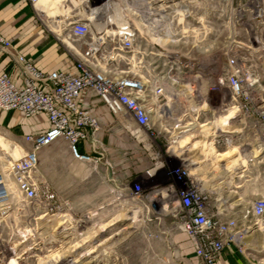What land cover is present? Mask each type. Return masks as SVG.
I'll return each instance as SVG.
<instances>
[{"label":"built area","instance_id":"1","mask_svg":"<svg viewBox=\"0 0 264 264\" xmlns=\"http://www.w3.org/2000/svg\"><path fill=\"white\" fill-rule=\"evenodd\" d=\"M25 1L34 8L36 21L50 32L61 31L79 40V47H71L79 59L72 69L47 71L23 51L16 55L10 52L13 42L0 32V51L10 52L9 60L20 69L17 73L6 67L0 71V124L9 112L46 124L40 131L32 129L23 134L22 140L28 146L18 138L8 148L0 146V216L16 195L32 203L38 217L62 214L70 206L49 184L36 178L38 153L63 139L75 158L93 160L91 155L80 152L79 144L101 128L95 99L124 129L136 135L145 132L148 136L178 137L210 122H199L207 113L203 105L191 107L180 116L169 105L176 98L169 86L181 88V81L196 68L194 63L181 60V39L191 36L200 54L208 52L200 46L211 36L204 25L210 23V17L196 19L187 6L192 0ZM137 24L147 28L151 35L141 36ZM181 24L186 28L182 36ZM223 54L226 62L219 63L222 73L211 83L209 91L228 89L232 105L225 99L221 100L222 105L227 109L236 107L237 112L254 119L255 126L264 134V106H254L247 97L239 59L229 50ZM185 86L193 91L196 88L194 83ZM208 130L203 139L210 137L217 147L233 142L227 129ZM0 133L5 139L8 136ZM176 158L182 162L178 169L167 171L163 162L160 167L172 178L168 187L171 198L177 201V225L193 243L200 264H222L224 248L231 242H241L246 231L238 229L236 219L211 211L208 196L191 175L187 157ZM144 194L143 185L136 184L133 199H143ZM250 212L254 224L264 226V198L255 199Z\"/></svg>","mask_w":264,"mask_h":264},{"label":"crops","instance_id":"2","mask_svg":"<svg viewBox=\"0 0 264 264\" xmlns=\"http://www.w3.org/2000/svg\"><path fill=\"white\" fill-rule=\"evenodd\" d=\"M0 32L12 40L10 52L23 51L47 71L72 69L79 58L59 46L25 0H0ZM10 52L0 51V71L6 67L17 73L20 69L9 60ZM94 104L99 107L101 128L79 144L80 152L94 159L75 158L68 142L59 139L39 151L35 171L40 183L49 184L60 199L70 203L64 213L55 215V220L62 218L69 227L70 250L81 249L82 264H200L193 243L177 225V201L171 198L168 185L157 190L152 183L143 199L132 197L135 185L142 183L138 178L154 180L159 164L153 155L150 164L137 162L147 134L124 129L100 101L95 99ZM249 121L254 126L250 129H228L233 144L217 147L210 137L200 139L201 150L207 144L209 155L198 152L199 158L190 161L197 164L198 185L208 196L211 211L236 219L238 229L246 231L241 242L224 248L222 264H264V226L255 225L250 212L253 201L264 198V134L254 119ZM45 126L9 112L3 115L0 131L7 135L11 131L28 146L23 134Z\"/></svg>","mask_w":264,"mask_h":264},{"label":"rangeland","instance_id":"3","mask_svg":"<svg viewBox=\"0 0 264 264\" xmlns=\"http://www.w3.org/2000/svg\"><path fill=\"white\" fill-rule=\"evenodd\" d=\"M187 6L196 15V19L210 17V23L204 25L211 31V36L202 43L203 46H200L201 49H208L203 55L194 47L195 43L191 36L188 39L186 37L181 39L178 46L183 52L181 60L194 63L196 68L189 73L190 77L181 81V88L177 87L184 95L180 94L181 97L178 98L174 91L176 98H173L169 105L179 116L191 107L203 105L207 113L202 115L199 122H210L203 127L197 125L194 131L178 137L165 134L147 135L145 142L140 144L137 162L139 165L150 164L153 155L156 158L154 161L159 164L154 180H149L145 176L138 178L146 192L151 191L152 183L157 186V190H161L172 182V178H168L166 171L160 167V162L165 163L167 171L176 170L181 166L182 162L176 159L177 152L173 148L183 137L188 136L189 139L183 146L178 147L179 152H182L179 157L189 158L187 163L191 175L197 180L199 179V170L195 169L197 164H190V161L199 158L198 152L209 155L206 153L207 144L201 150L203 143L200 139L210 131L208 128L212 122L217 124L214 127L217 129L221 127V122L225 121L229 126L227 130L254 127L250 119L237 112L236 108L227 109L222 105V99H225L229 106L232 105V96L228 89L221 92L209 91L211 83L222 73L219 63L226 62L223 54L225 50H229L232 56L239 59L247 97L254 106H264V0H192L191 3L187 2ZM137 26L141 36L146 37L150 34L143 25ZM184 29L186 28L181 24V36ZM47 32L57 40L61 48H66L77 55L66 45L64 38L75 46L79 42L78 39L69 37L61 31L50 32L47 29ZM189 83H194L196 90L185 86ZM193 95H197L198 99H194ZM228 114H231L229 118L222 119ZM7 133L6 141L10 146L16 136H13L11 131ZM0 135L2 136L1 133ZM59 162L64 161L60 159ZM55 218L38 217L33 204L16 195L0 216V264H82L81 249L72 252L66 242L71 239L67 236L70 233L69 227L62 218L59 220Z\"/></svg>","mask_w":264,"mask_h":264},{"label":"bare ground","instance_id":"4","mask_svg":"<svg viewBox=\"0 0 264 264\" xmlns=\"http://www.w3.org/2000/svg\"><path fill=\"white\" fill-rule=\"evenodd\" d=\"M64 41H67V43H68L69 45L72 46V43H71L68 39L64 38ZM169 87H170V89H171L173 92L175 91V94H177L178 96H179L180 94H183V95H184V93H182L181 91H178V90H177L176 88H174L173 86H169ZM186 96H187V94H186ZM235 108H236V107H235ZM235 108H234V109H235ZM230 116H231V114H228V115H226L225 117L223 116L222 119H227V118H229ZM204 125H205V124H202L201 126H204ZM216 125H217V124H213V122H212V125H211L208 129H213ZM220 128L223 129V130H226L227 128H229V126L227 125V122L225 121V122H221V127H218V129H220ZM188 139H189L188 136L183 137V138L180 140V142L178 141L179 144L173 148V150H174L175 152H177V156H176V157H178L179 155L182 154V152H179L178 147H181V146H183L185 143H187ZM0 146H2L3 148H8V143H7L6 139H5L3 136H1V135H0ZM176 159H177V158H176ZM217 160H218V159H217Z\"/></svg>","mask_w":264,"mask_h":264}]
</instances>
